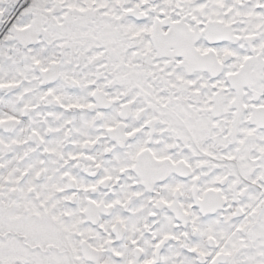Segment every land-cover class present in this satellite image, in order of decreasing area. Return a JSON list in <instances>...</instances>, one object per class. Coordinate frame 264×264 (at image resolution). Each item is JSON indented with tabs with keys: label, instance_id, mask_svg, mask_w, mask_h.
Instances as JSON below:
<instances>
[{
	"label": "snow or ice",
	"instance_id": "6c2138e0",
	"mask_svg": "<svg viewBox=\"0 0 264 264\" xmlns=\"http://www.w3.org/2000/svg\"><path fill=\"white\" fill-rule=\"evenodd\" d=\"M0 264H264V0H0Z\"/></svg>",
	"mask_w": 264,
	"mask_h": 264
}]
</instances>
